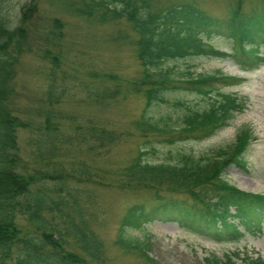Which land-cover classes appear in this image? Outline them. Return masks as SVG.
Returning a JSON list of instances; mask_svg holds the SVG:
<instances>
[{"label":"trees","instance_id":"trees-1","mask_svg":"<svg viewBox=\"0 0 264 264\" xmlns=\"http://www.w3.org/2000/svg\"><path fill=\"white\" fill-rule=\"evenodd\" d=\"M37 2L30 0L23 5L18 25L11 28L4 15L5 1L0 0V264L12 259L14 249L21 252L14 259V264H105L104 244L95 232L98 212L85 219L75 196L69 207L74 210L77 221H71L72 230L60 232L44 215L52 213L54 209L61 211L60 206L64 202L54 204L41 189L32 192L31 188L42 181L114 186L121 191L148 193L156 206L150 210H146L142 204L129 207L120 222L115 244L124 252H137L149 264L156 263L150 257L148 243L133 242L124 237V232L151 221L148 219L150 213L176 214L177 218L169 219H175L180 226L204 233L222 243H236L244 238L245 232L259 231L260 223L264 220V195L239 190L224 176L230 165H245L242 154L250 138L247 131L237 136L232 148L220 150L212 157L195 160L191 156H184L181 164H153L144 161L146 151L138 150L125 168L101 173L80 155L75 157L76 162L71 161L67 152L72 143H75V150L78 147L86 148V155L104 156L113 147L126 142L132 135L130 132L107 129L88 122L80 127L81 133L76 139L67 137L60 142L64 146L62 149L52 138L53 133L60 131L59 125L51 123L47 112H40L36 108L35 118L41 122L39 127L33 126L34 118L18 104L15 79L21 57L31 50L30 22ZM60 2L76 16L99 24L124 20L131 25L132 38L120 35L112 42H124L133 48L139 66L136 77L118 83L115 76L103 75L112 88L102 87L94 91L87 88L86 91L87 98L101 106L107 101H115L120 95L141 94L145 99V109L131 124L145 142H148L149 136L160 138L168 146L203 140L227 127L234 115L241 111L235 96L219 92L216 93L217 97L212 96L215 84L233 85L239 81L237 78L222 73L193 78L188 73L186 80L179 75L175 77L174 69H165L164 64L205 52L206 39L217 36L230 39L235 50L233 54H227L210 47L208 52L212 56L230 57L245 70L264 65L261 53V45L264 44V0H259L258 5L247 12L244 11V0H232L229 15L225 18L208 14L194 2L165 7L153 6L152 0ZM63 28L61 19L52 18L41 38L44 44L40 49V58L49 66L47 89L43 94L48 107L60 103L61 95L55 96L54 91L55 73L63 56L61 47L59 51L56 47L59 38H62ZM90 77L98 79L99 75ZM180 90L214 100L203 111L187 108L176 126L154 121L145 115L153 104L166 102L163 97L165 92ZM31 129L41 131L47 139L42 137L41 141V145L45 143V151L40 149L39 140L30 141L36 150L32 152L33 162L28 164L21 156L18 132ZM59 155L62 161L58 164L57 173L37 170V164L52 161ZM92 198L95 206V196ZM19 216L30 225L31 231L23 232L24 229L17 222ZM64 216L68 218V215ZM54 235L56 240L53 239ZM235 257L239 259V254H228L223 258L210 255L205 258V263L264 264L259 256H245L240 258V263Z\"/></svg>","mask_w":264,"mask_h":264},{"label":"rangeland","instance_id":"rangeland-1","mask_svg":"<svg viewBox=\"0 0 264 264\" xmlns=\"http://www.w3.org/2000/svg\"><path fill=\"white\" fill-rule=\"evenodd\" d=\"M4 15L9 20L11 28L16 27L21 18V7L30 0H4ZM153 6L165 7L171 4L194 2L208 14L219 18L229 15L232 0H152ZM244 11H251L258 5L259 0H244ZM117 7H119L117 5ZM61 19L64 24L62 38H59L56 47H60L63 56L55 73L54 95L59 96L60 103L52 107L44 103V92L47 89V62L40 58V49L43 41L42 36L46 32L48 22L52 18ZM30 45L31 50L25 53L18 67L15 79V89L18 94V104L22 110H27L30 117L34 118L33 126L39 127L40 120L35 118L36 110L48 113L51 123L59 125L60 131L53 133L54 139L62 148L60 142L67 137L76 139L80 133V127L88 122L103 126L116 131H128L132 135L124 143L113 147L106 155L92 157L86 155V148H77L74 144L69 148L68 155L71 161L76 162L75 157H83L88 164L103 172H117L118 169L128 166L140 151H146L144 161L153 164H181L184 156L193 159L208 158L214 156L220 150H228L236 143L237 136L247 131L250 138L242 154L245 161L243 167L235 164L230 165L224 172L228 182L239 190L264 195V65L251 70H245L230 57L212 56L208 51L233 54L235 47L230 39L224 37H211L206 39L204 51L201 54L187 57L183 60L168 62L163 65L173 68L175 77L193 78L200 75L225 74L237 78L239 81L233 85L217 83L212 89L213 98L216 93L233 95L237 98L241 111L237 112L228 126L217 131L212 136L203 140H191L168 146L162 143L160 138L148 137V142L139 136L132 127L133 120L138 119L145 109V99L141 94L129 93L120 95L115 101H107L105 105H96L91 98H87L86 89L95 90L102 87H111V83L102 76L113 75L117 82L121 83L136 77L139 66L135 59L131 46L124 42H112L120 35L133 37L131 25L124 20H117L105 24L78 17L66 8L60 0H38L37 9L30 22ZM261 53L264 56V44L261 45ZM99 75L93 79L90 75ZM125 86L122 83V89ZM64 90L63 95L61 91ZM165 103L153 104L145 113L154 121H161L171 126H176L179 119L187 112V108L194 111H203L210 107L213 98L203 97L187 91L165 92ZM183 105H178V104ZM40 107V108H39ZM38 108V109H36ZM36 109V110H35ZM26 111V112H27ZM27 117H29L27 115ZM41 131L29 130L18 132V145L22 158L29 164L33 162V153L36 146L31 140H39L41 145ZM49 140V136H48ZM31 144V145H30ZM58 158L52 161L37 164V170L48 174L57 173ZM72 168L71 166H66ZM31 171V169H30ZM254 184L259 186L254 187ZM32 192L41 189L54 204L64 202L60 206L61 211L54 209L44 216L52 221L60 232L72 230L71 221L77 217L74 210L69 207L75 198L79 202L81 214L85 219L89 215L98 212V221L95 232L102 240L105 248V264H149L137 252H124L115 244L118 236L120 222L129 207L134 204H142L146 210L152 209L156 203L148 193L138 191L136 193L121 191L116 187H99L85 183H72L61 181H42L33 186ZM93 196L96 205L94 206ZM64 215H68L66 218ZM53 217V219H52ZM176 214L150 213L148 219L140 228L126 229L124 237L133 242H147L150 249V257L156 264H206L205 258L215 255L219 258L230 254H239L251 258L261 257L264 261V220L260 223V230L247 233L244 238L236 243H222L212 240L204 233H198L180 226L175 219ZM17 222L24 229L23 232L31 231L30 225L22 216ZM57 235V234H56ZM56 236L53 239L56 240ZM21 255L13 250L12 259L6 264H14V259Z\"/></svg>","mask_w":264,"mask_h":264},{"label":"bare ground","instance_id":"bare-ground-1","mask_svg":"<svg viewBox=\"0 0 264 264\" xmlns=\"http://www.w3.org/2000/svg\"><path fill=\"white\" fill-rule=\"evenodd\" d=\"M257 186H259V185H257V184H254V187H257Z\"/></svg>","mask_w":264,"mask_h":264}]
</instances>
